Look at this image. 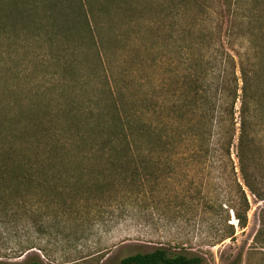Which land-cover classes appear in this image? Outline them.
Returning <instances> with one entry per match:
<instances>
[{
    "label": "trees",
    "instance_id": "trees-1",
    "mask_svg": "<svg viewBox=\"0 0 264 264\" xmlns=\"http://www.w3.org/2000/svg\"><path fill=\"white\" fill-rule=\"evenodd\" d=\"M22 1L0 0V40L11 32L44 36L47 26L36 9L45 6L53 12L48 19L56 17L45 32L50 51L64 36L67 41L59 43L71 39L73 45L53 54L57 72L64 70L56 73L55 103L17 108L11 99L0 100V254L36 251V203L40 215H51L50 225L63 232L66 224L85 220L89 201L145 183L192 186L203 179L189 173L205 168L223 174L219 181L228 190L220 202L231 204L226 220L233 211L245 228L251 197L264 203V0H150L148 9L133 0L143 4L141 16L127 15L126 22L140 20L137 27L146 29L135 33L148 34L150 41L131 60L145 80L128 82L111 68L105 2ZM71 13L70 30L62 19L68 21ZM84 47L93 54L85 65L77 58ZM65 50L71 56L63 60ZM259 219L252 246L257 252L250 253L263 254L255 264H264L258 250L264 248V207ZM221 231L219 242L236 233L228 222ZM203 261L201 254L172 253L163 246L122 259Z\"/></svg>",
    "mask_w": 264,
    "mask_h": 264
},
{
    "label": "rangeland",
    "instance_id": "rangeland-1",
    "mask_svg": "<svg viewBox=\"0 0 264 264\" xmlns=\"http://www.w3.org/2000/svg\"><path fill=\"white\" fill-rule=\"evenodd\" d=\"M96 1L105 2L108 9L103 34L110 45L113 73L119 76L121 82L145 80L144 65L143 71L137 72L138 64L131 60L136 57L141 45L150 41L148 34L140 36L135 33L137 29L145 31L146 26L137 27L141 23L138 19L132 23L126 21L127 15L141 16L142 5L150 8V0H142L143 4L133 0ZM52 13L45 6L36 9L37 19H43L41 24L47 26L41 33L44 36L11 32L0 40V100L11 99L14 107L27 108L36 105L37 101L52 104L57 101L60 83L56 78L64 70L58 68L57 72L53 54L64 45L69 48L73 42L70 39L64 44L59 43L67 41L64 36L56 44L53 43L50 51L49 35L45 32L50 33L56 18L53 15L48 19ZM67 17L68 21H62L71 30L73 13ZM72 38L75 39V36ZM79 43L86 46L83 40ZM70 56V50L63 52V60ZM77 58L86 64L93 60V54L84 47ZM64 65L62 61L61 66ZM86 88L90 92L93 89L90 85ZM68 89L72 90L70 86ZM200 171L189 173L194 178L203 179V182L192 186L175 180L162 186L145 183L139 187L120 188L101 201H89L87 207L91 212L83 215L85 220L80 218L78 225L66 224L63 232L50 225L53 221L51 215H40L42 210L36 203V251L19 256L0 254V264H16L34 258L42 264H124V257L137 252H150L159 246L172 253L187 251L201 254L204 257L202 264H234L236 260L237 264H255L263 254L250 252H257L252 250V246L264 203L251 197L247 226L240 228L233 211L230 219L226 220L225 209L231 204L220 202L219 196L228 190L219 181L223 174L210 168ZM227 222L234 224L235 236L219 242L221 230ZM42 224L44 227H41ZM258 250L264 252V248Z\"/></svg>",
    "mask_w": 264,
    "mask_h": 264
}]
</instances>
